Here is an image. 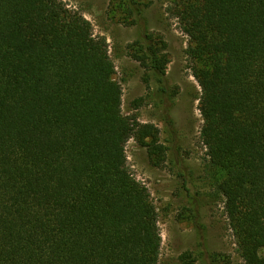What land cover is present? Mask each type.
<instances>
[{
  "label": "trees",
  "instance_id": "16d2710c",
  "mask_svg": "<svg viewBox=\"0 0 264 264\" xmlns=\"http://www.w3.org/2000/svg\"><path fill=\"white\" fill-rule=\"evenodd\" d=\"M168 1L237 250L264 264V0ZM142 51L165 75L167 55ZM115 74L107 38L65 0H0V264H159L158 209L126 147H164L123 112Z\"/></svg>",
  "mask_w": 264,
  "mask_h": 264
},
{
  "label": "rangeland",
  "instance_id": "374dc122",
  "mask_svg": "<svg viewBox=\"0 0 264 264\" xmlns=\"http://www.w3.org/2000/svg\"><path fill=\"white\" fill-rule=\"evenodd\" d=\"M132 1L65 0L107 38L123 112L160 130L161 157L134 138L126 147L132 173L148 186L158 209L159 264H244L219 189L221 172L200 137L201 87L187 54L189 38L167 12L168 0H135V9ZM151 42L170 60L165 75L137 59Z\"/></svg>",
  "mask_w": 264,
  "mask_h": 264
}]
</instances>
